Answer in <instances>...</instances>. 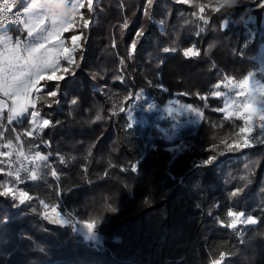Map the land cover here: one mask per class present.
Returning a JSON list of instances; mask_svg holds the SVG:
<instances>
[{"label": "trees", "instance_id": "obj_1", "mask_svg": "<svg viewBox=\"0 0 264 264\" xmlns=\"http://www.w3.org/2000/svg\"><path fill=\"white\" fill-rule=\"evenodd\" d=\"M162 3L157 0L149 18L143 15L144 0H99L89 14L95 21L85 30L84 59L76 75L66 84L61 82L60 103L49 108L46 100L51 98L45 96L37 104L42 116L57 123L33 138L23 135L30 128L27 121L16 126L24 151L50 153L59 178L41 168L42 179L21 184L33 197L30 206L13 208L11 200L0 198V214L8 217L6 224H0V264H211L222 252L226 253L222 264H264V211L260 210L264 147L228 153L218 156L212 166L196 167L207 156L224 151L221 140L241 122L224 120L222 113L213 110L221 106V99L179 95L208 96L222 76L239 81L252 72L264 33L258 36L255 31L247 47L241 48L246 30L237 26L227 33L232 45L224 40L196 59H185L179 52L165 56L160 50L174 39L179 47L194 41L198 22L191 15L192 7L183 9L174 3L168 13ZM263 11H256L258 24ZM214 17L218 23L217 14ZM125 20L129 27L122 30ZM212 23L206 30L214 29ZM141 27L145 35L134 58L121 66L120 59ZM209 34L206 31L199 38L202 50L207 49ZM121 75L123 83L116 79ZM128 93L133 94L132 100L125 99ZM139 93L159 105L178 98L202 108L204 118L197 127L182 130L183 140L171 143L157 125L131 123L126 110ZM73 98H78L76 105L71 103ZM120 107H125L123 114ZM15 135L8 129L5 137ZM178 143L179 151L166 150ZM213 145L216 151H208ZM136 162V173L120 171ZM237 187L243 191L229 199L228 193ZM40 199L59 204L73 220L103 218L97 229L103 245L86 242L72 227L48 223L40 215L44 211ZM108 205L118 211H110ZM230 207L260 217L261 222L241 226L237 232L221 227L214 217L227 219ZM210 210L213 216L207 215Z\"/></svg>", "mask_w": 264, "mask_h": 264}, {"label": "snow or ice", "instance_id": "obj_2", "mask_svg": "<svg viewBox=\"0 0 264 264\" xmlns=\"http://www.w3.org/2000/svg\"><path fill=\"white\" fill-rule=\"evenodd\" d=\"M98 0H0V198L12 201V207L17 208L29 204L33 197L27 188L20 187L21 184L35 182L42 179L41 168L50 170L53 178H59L58 171L50 163V153L44 154L37 150L32 154L23 149L21 135L17 132V125L24 124L25 121L30 125L29 129L24 130L23 135L33 138L35 135L43 133L45 129L54 126L57 122L42 116L37 104L45 96L51 98L50 102L46 100L47 107L52 104H59L58 97L62 95V88L76 75L80 64L84 59V44L87 29L92 24V18L89 14L94 13L95 4ZM177 4L188 5L194 8L191 13L202 25H197L195 39L190 42L188 47H179L177 40H173L170 45L162 47L160 50L165 56L179 52L185 59L200 58L202 54L211 51L213 45H209L206 50L199 46L200 36L206 32V27L210 23L211 13L219 14L218 30L227 35L230 25L239 23L246 30V39L242 42L241 48L247 47L248 41L253 38L254 33L248 29V26L256 22V16L250 15L245 18L244 12L248 5L243 4V0H215V3H196V0H175ZM157 0H144L142 6L143 15L151 18V12L154 9ZM253 9H264V0H256L251 5ZM86 9L87 11H81ZM231 9L229 12L227 10ZM210 10V11H209ZM224 10V11H222ZM239 14L238 20L231 17ZM167 15V14H166ZM264 19V14H262ZM160 25L163 26L162 19ZM121 29L129 27L127 20L120 26ZM15 32L14 37L9 33ZM72 32L70 37L65 38L64 34ZM145 35L143 27L139 28L134 38L127 46V55L119 61L123 66L130 59H133L140 41ZM21 36L23 38H21ZM113 48L117 47L115 40ZM241 57L243 52L237 49ZM162 62V61H161ZM255 75L264 76V66L244 75L242 79L236 81L233 77L224 75L213 85V91L208 96L200 93H180L182 96L196 95L202 101L207 100L209 96L221 99V106L213 109L223 114L224 120H238L242 123L236 125V131L230 133L228 137L221 140L224 145V151H219L218 155H209L202 159L196 167H209L218 162V156L223 157L228 153L244 152L256 146L264 147V80H261L258 89L260 99L249 93L250 82ZM121 83L124 81L123 75L116 77ZM44 82V83H42ZM48 82L52 86L48 87ZM47 92L45 93V89ZM223 89V90H222ZM139 94H136L138 97ZM132 93H128L125 99L132 100ZM72 105L78 103V98H73ZM175 103L178 109H173L171 104ZM155 105H148L147 111H153ZM168 115L173 116L174 112L178 116L186 113H195L200 122L204 118V112L200 107L190 103H181L180 100L170 101L165 109ZM119 112L123 114L125 107H120ZM97 120L101 117L97 115ZM7 126H11V131L17 134L13 139L5 137L8 131ZM126 127L131 128L128 123ZM177 125H172V134L165 133V139L168 141L177 140ZM15 141V142H14ZM19 142V143H16ZM44 143H47L44 141ZM32 147L38 148L39 145ZM181 145L175 144L167 148V151L176 152L181 149ZM216 145H213L208 151L215 152ZM91 155V152H89ZM59 162L63 164L64 157H59ZM138 163H133L129 167H122L120 171H138ZM108 175L107 172L104 173ZM199 187V185H196ZM243 188L237 187L228 193L229 199L237 197ZM147 203V198L145 199ZM44 209L40 213L42 218L48 223L59 226H69L76 231L74 225H82L83 239L93 245L99 246L102 243V237L98 232V225L104 223L103 218L75 219L71 215L66 218L65 213L59 204L49 205L43 199L38 201ZM199 209L201 206L196 205ZM215 207H220L216 203ZM108 208L112 212H117L118 208ZM36 212V208L31 209ZM264 211V207L260 209ZM207 215L213 216V212L208 211ZM227 219L215 216L214 218L221 227L237 232L241 226H253L261 222L260 217H255L245 210H236L228 208L226 211ZM8 217L0 214V224H6ZM86 230V231H85ZM226 253H221L218 259H213L211 264H222Z\"/></svg>", "mask_w": 264, "mask_h": 264}, {"label": "rangeland", "instance_id": "obj_3", "mask_svg": "<svg viewBox=\"0 0 264 264\" xmlns=\"http://www.w3.org/2000/svg\"><path fill=\"white\" fill-rule=\"evenodd\" d=\"M162 1H163L162 7H164V9L169 11L168 13H170L171 10H172L171 8H175L174 5L177 4L175 2V0H162ZM208 2H209V0H196L197 4H199V3H208ZM210 2L214 4L215 0H210ZM255 2H256V0H243V4L249 6L248 9L244 12V15H245V18H247V16H250V15H253V14L256 16V18H257L256 22L250 24L248 26V29L251 30L253 33H255V31L256 32L258 31V36H259L261 33H264V19L261 18L262 14H264V11L262 12L261 15H259L260 22L258 24V16H257V14H259V12L257 13L256 11L260 10V9H253L251 7V5H253ZM177 5H181V4H177ZM186 6H188V5H182L183 9ZM192 9H193L192 11H194L193 7H192ZM182 11L183 12H189V11H185V10H182ZM222 11H224V10H222ZM227 11L231 12L232 10L229 9ZM215 14L216 13H211V17H210V21L213 20L212 24H214V25H212V29H213V27H214V29L212 31L206 30V31L210 32L207 45L208 46L209 45H213L211 50L216 48L218 45L224 43V40L226 41L225 43H228L229 45H232V43H230V40H229L230 35H225L223 37V32H220L218 30V26H219L220 21L217 23V19L214 17ZM217 16L219 17V14H217ZM231 19L238 20L239 19V14L231 17ZM94 21L95 20L93 18L92 19V23H94ZM196 21L198 22L199 25L203 26L202 22L198 21L197 19H196ZM198 24H196V30H197V25ZM163 26H164V24H163ZM163 26H161V27H163ZM237 26L242 27L239 23H237V24L230 25L229 29H236ZM254 35H253V37H254ZM208 46H207V48H208ZM254 60H255V63H256L255 69H256V71L258 73L259 72V68L261 66H264V42L261 44L258 56ZM261 80H264V76L255 75V76H253V78H252V80L250 82L249 93L254 95V96H256L257 99L261 98L260 97V93L258 91V89L260 87V83L259 82ZM135 98H136L135 101L132 102L130 104V107H128L127 110H126V112L128 113V115L130 117V120L132 121L131 123L132 124H140L142 126H146V125H148L150 123L155 124V125L158 126V128L162 132L163 137H165V133H167L168 135L172 134V125L175 124V125H177V128H176L177 140L170 141L171 143H175L176 141L183 140L181 132H182V130L184 128L197 127L202 121L201 120L199 122L197 120V117H196L195 113H186V114H184L182 116H178L174 112L173 116L170 117L165 109L169 106V102L170 101L180 100L178 98H174L172 100H169L164 105L157 104L156 101L152 97H149L145 93L144 94H142V93L140 94L139 93V96L135 97ZM181 103H186V102H182L181 101ZM150 104L156 106L153 111H147L146 110L148 105H150ZM171 107L174 110L179 108V106L176 105L175 103L171 104ZM201 110H202V108H201ZM7 128L11 130V126H7ZM6 132H5V134H6ZM17 132L20 133L18 130H17ZM3 142H5V141L3 140ZM50 163H51L52 167H54L53 162L51 160H50ZM65 215L68 216L67 214H65ZM74 219H77V218H74ZM82 230H83L82 229V225H78L77 226V231L79 233H81L82 236H83V231ZM100 245H103V237H102V243Z\"/></svg>", "mask_w": 264, "mask_h": 264}, {"label": "crops", "instance_id": "obj_4", "mask_svg": "<svg viewBox=\"0 0 264 264\" xmlns=\"http://www.w3.org/2000/svg\"><path fill=\"white\" fill-rule=\"evenodd\" d=\"M81 11H84V12H85V9H83V10H81ZM72 34H73L72 32L65 33V34H64V37H65V38L70 37ZM9 35H12V36L15 37V36L17 35V33H15V32H11V33H9ZM21 38H23V37L21 36ZM42 83H44V82H42Z\"/></svg>", "mask_w": 264, "mask_h": 264}, {"label": "built area", "instance_id": "obj_5", "mask_svg": "<svg viewBox=\"0 0 264 264\" xmlns=\"http://www.w3.org/2000/svg\"><path fill=\"white\" fill-rule=\"evenodd\" d=\"M32 153H34V152H31V153H29V154H32Z\"/></svg>", "mask_w": 264, "mask_h": 264}]
</instances>
